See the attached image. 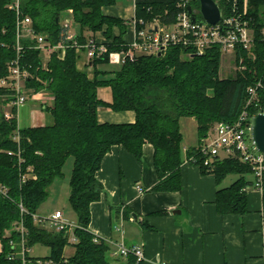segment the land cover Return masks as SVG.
<instances>
[{
  "label": "trees",
  "instance_id": "1",
  "mask_svg": "<svg viewBox=\"0 0 264 264\" xmlns=\"http://www.w3.org/2000/svg\"><path fill=\"white\" fill-rule=\"evenodd\" d=\"M181 0H134L135 17L144 22L160 18L164 24L175 20ZM225 14H232V0H215ZM15 0H0V77L7 72L8 63L16 57L17 15L9 6ZM117 0H20L23 15L33 20L34 29L47 36L53 43L64 39L62 16L72 9L76 23L81 27L80 42L105 37L102 43L108 53L97 56L91 64L94 76L78 68L75 48H68L64 59L54 54L44 69L39 52L25 49L23 63L30 66L35 77L28 85L36 91L51 92L53 104L43 107L52 123L21 129L16 117L6 118L0 108V264H15L9 255L13 252L10 241L19 242L20 233L15 229L23 220L27 231V245L49 247L46 257L60 264H112L107 259L111 245L105 239L94 241L89 229L91 204L101 199L103 185L96 173L104 157L114 146H121L142 161L143 147H154V167L158 182L153 192H174L182 188L181 167L191 156L203 173H213L218 184L229 175L238 178L227 187L219 188L216 206L220 214H245L248 212L246 187L254 185L252 167L235 158L213 159L205 167L203 157L195 148L187 150L184 158L183 135L180 119L193 117L198 124L199 144L217 121H234L248 99V87L262 84L259 94L264 96V0H248L246 19L255 32L253 48L237 49L236 62L244 70L234 77L220 75L222 54L215 46L202 55L187 57L185 50L172 47L164 56L141 55L134 61L120 65L116 71H106L99 64L108 63V54L120 51L129 40V21L106 15L104 8L115 5ZM198 4L197 8L194 7ZM197 16L199 0H190ZM238 10L244 9V0H238ZM143 25H138L141 28ZM118 28L119 33H115ZM253 53L255 58L249 55ZM110 87L113 100L108 103L99 97V88ZM1 94V92H0ZM5 103V102H3ZM100 107L116 112L134 111V123H101ZM256 108L250 109L255 113ZM19 127V139L17 130ZM74 159L70 177L69 203L74 210L79 228L75 230L76 243L69 242L65 231H58L48 224L38 223L40 206L49 198L50 187L64 176L67 160ZM194 164V163H192ZM254 177V175H253ZM25 178V180H23ZM264 219V191L262 195ZM23 207L24 211H22ZM7 232L9 234L7 235ZM74 252L66 257V246ZM65 258L67 262L65 263ZM128 264H137L129 256Z\"/></svg>",
  "mask_w": 264,
  "mask_h": 264
},
{
  "label": "crops",
  "instance_id": "2",
  "mask_svg": "<svg viewBox=\"0 0 264 264\" xmlns=\"http://www.w3.org/2000/svg\"><path fill=\"white\" fill-rule=\"evenodd\" d=\"M111 7L103 9L106 15L125 20L135 16V4L127 7L125 16L106 10ZM73 31L81 35L76 22ZM115 33H119L118 28ZM133 34L129 26L125 38L131 41ZM95 37L105 39L102 33ZM81 58L78 68L93 78L94 66H84L85 56ZM99 97L111 103L110 87L99 88ZM98 119L101 123H134L136 114L100 107ZM39 125L45 124L34 126ZM180 128L185 158L188 149L199 145L198 124L193 117H183ZM181 175L180 191H150L158 182L153 145H144L142 161L121 146L112 147L96 173L103 193L91 204L90 231L109 242L114 257L121 256L115 254L121 243L127 247L142 245L145 264H264L262 194L249 190L245 214H220L216 197L223 182L218 184L213 173H203L198 165L186 160ZM121 257L128 264L129 257Z\"/></svg>",
  "mask_w": 264,
  "mask_h": 264
},
{
  "label": "built area",
  "instance_id": "3",
  "mask_svg": "<svg viewBox=\"0 0 264 264\" xmlns=\"http://www.w3.org/2000/svg\"><path fill=\"white\" fill-rule=\"evenodd\" d=\"M238 0H232V14H225L222 10L221 20L217 24H210L196 15L193 21L192 13L189 12L190 0H181L178 3L179 11L175 20L170 24H164L160 18L144 22L135 16L128 20L129 25L134 29L133 38L127 46L120 51H112L108 54V62L115 65H123L134 61L141 55L164 56L172 47H180L185 50L187 57L202 55L207 50L218 46L222 56L236 53L237 49L250 51L255 41L254 29L246 19L248 1L244 0V9L239 11ZM15 10L17 15L16 29V57L7 65V72L0 77V99L5 102L6 108H13L15 111H5L6 118L17 117L16 111L23 104L27 103L33 94L37 93L35 88L28 85L31 79L41 81L35 77L30 66L23 63L25 49H33L39 52L41 64L47 69L48 64L54 54L60 59H64L68 48H75L81 62L85 56L84 66L91 64L97 56L108 53L106 44L97 38H89L87 42H80V35L73 31V10L66 11L62 16L64 39L53 43L46 35L37 32L33 27V20L28 15H23L20 8V0H15L9 6ZM72 16L73 18H71ZM143 25L138 28V25ZM264 41V29L261 32ZM262 84L248 87V99L238 117L232 122L217 121L209 130L207 136L202 139L196 149V153L203 157L202 164L210 167L213 159L235 158L252 167L254 175V185L246 187L263 195L264 191V154L257 151L250 139L251 118L254 114L264 113V96L259 94ZM256 108L255 113L250 109ZM19 139V127L17 130ZM186 162L197 163V157L191 156ZM25 180V178H23ZM0 192L6 190L0 186ZM22 211H24L21 206ZM34 220L38 223L48 224L58 231H65L69 236L70 243H76L75 230L80 226L65 222L64 213L56 211L50 216L34 215ZM15 229L20 233L19 242L10 241L13 252L9 255L10 260H15V264H60L53 259L36 258L32 256L31 249L27 245L26 229L21 220ZM102 237L94 234V241L99 242ZM3 245L0 243V252ZM115 254L124 257L134 256L137 264H145L146 258L142 245L127 247L123 243L118 246ZM67 257V256H66ZM65 263L67 259L65 258ZM164 264V263H157Z\"/></svg>",
  "mask_w": 264,
  "mask_h": 264
},
{
  "label": "rangeland",
  "instance_id": "4",
  "mask_svg": "<svg viewBox=\"0 0 264 264\" xmlns=\"http://www.w3.org/2000/svg\"><path fill=\"white\" fill-rule=\"evenodd\" d=\"M248 1V0H247ZM134 0H117L116 4L111 8L106 9L113 14L123 15L127 14V7L132 6ZM198 4H195L194 7L197 8ZM73 18L72 16H70ZM74 19V18H73ZM74 24V23H73ZM236 53L222 56L220 75L222 78L234 77L239 71L244 70L243 65L237 64L236 62ZM250 56L255 58L253 53H249ZM80 66V65H79ZM100 69L106 70L109 72L116 71L120 68V65L115 64H99ZM82 67V66H80ZM84 68V67H83ZM83 70V69H82ZM53 104L52 94L49 90H44L32 95L31 99L20 106L17 111L18 125L21 129H25L38 124H50L52 123L51 115L43 109V107L50 106ZM0 108L5 111H15L13 108H6V104L0 99ZM5 116V115H4ZM215 124V123H214ZM213 124V125H214ZM74 159L70 157L64 167V176L56 179L53 186L49 189L50 196L49 198L40 206L38 214L41 216H50L56 211H62L65 214V222L72 225H79L77 216L72 209L69 203V194H70V177L72 174ZM238 175H229L222 184V187L230 186L236 179ZM249 180H253L254 177L252 174L247 175ZM251 204V203H250ZM9 232H7V235ZM74 252L73 246H66L65 255H72ZM31 254L34 257H46L50 254V249L47 246L42 244H36L31 247ZM107 259L112 264H125L124 259L119 257H114L111 251L107 253Z\"/></svg>",
  "mask_w": 264,
  "mask_h": 264
},
{
  "label": "water",
  "instance_id": "5",
  "mask_svg": "<svg viewBox=\"0 0 264 264\" xmlns=\"http://www.w3.org/2000/svg\"><path fill=\"white\" fill-rule=\"evenodd\" d=\"M199 2L203 19L210 24H217L222 17L219 3L215 0H199ZM188 10L195 21L196 15L192 12V8L189 7ZM250 139L257 151L264 154V113L254 114L251 118Z\"/></svg>",
  "mask_w": 264,
  "mask_h": 264
}]
</instances>
